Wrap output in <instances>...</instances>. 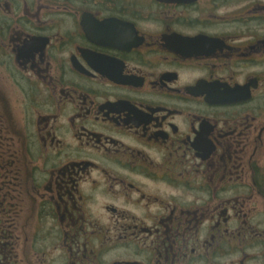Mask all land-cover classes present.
Instances as JSON below:
<instances>
[{
  "label": "flooded vegetation",
  "instance_id": "flooded-vegetation-1",
  "mask_svg": "<svg viewBox=\"0 0 264 264\" xmlns=\"http://www.w3.org/2000/svg\"><path fill=\"white\" fill-rule=\"evenodd\" d=\"M0 264H264V0H0Z\"/></svg>",
  "mask_w": 264,
  "mask_h": 264
}]
</instances>
